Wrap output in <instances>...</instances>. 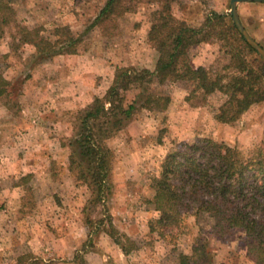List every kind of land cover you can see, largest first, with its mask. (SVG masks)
Returning a JSON list of instances; mask_svg holds the SVG:
<instances>
[{"label":"rangeland","instance_id":"obj_1","mask_svg":"<svg viewBox=\"0 0 264 264\" xmlns=\"http://www.w3.org/2000/svg\"><path fill=\"white\" fill-rule=\"evenodd\" d=\"M104 2L24 0L15 6V20L52 40L57 27H67L73 35H80L94 21ZM162 3L164 0L160 3L131 2L128 4L130 12L113 16L86 33L77 47V54L58 55L47 60L32 58L33 46H20L10 37L16 30L12 26L5 28L0 33V75L13 84V95L7 99L0 97V155L11 156L21 151L19 147L14 150L10 147V143L21 142V135L10 131L12 119L20 113L23 119L34 118L36 123L39 119L29 115L28 109L21 112L22 105L30 106L26 93L35 85L50 91L52 82L63 84L62 76L55 74L50 66L59 64L61 56H75L82 59V63L102 69L96 77L106 90L117 67L153 70L158 53L148 42V32L152 14ZM230 3L231 0H175L171 9L178 20L199 28L211 12L231 17ZM236 11L245 31L264 49V3H238ZM227 51L229 47L223 42H202L191 49V61L195 67H211L230 76L234 70L222 69L229 63ZM257 65L255 63L253 67ZM90 78L93 84L95 76ZM60 86L57 87L60 89ZM192 89L193 85L187 82L157 87L171 98L167 110L162 114L139 111L127 126L135 125L133 132H128L126 127L108 141L114 154L112 193L103 208L96 205L87 210L89 190L67 171L69 149L64 144L71 138L77 111L64 115L60 129L50 132L49 175L8 178L0 167V264H16L17 258L26 253L52 264H178L180 253L190 254L198 227H208L209 221H200L199 225L192 216H186L181 230L175 235L174 246L148 234V223L159 215L146 201L154 194L152 180L160 177L163 160L168 153L182 150L185 145L202 138L236 147L244 154L264 142V102L253 105L234 123L224 124L217 122L215 115L227 97L215 92L202 99L200 93L191 94ZM122 177L128 181L125 194L120 190L123 189ZM4 189H12V192L5 195L1 192ZM21 219L29 224L17 225L15 222H22ZM102 219L104 221L98 224ZM61 221H69V224L66 226ZM110 227L114 229L112 237L108 234ZM66 236H71L73 242L65 243L63 237ZM207 236L216 252L213 264H251L240 244V231L224 244ZM115 239L127 248L132 245L127 242L130 239L135 249L124 254Z\"/></svg>","mask_w":264,"mask_h":264},{"label":"trees","instance_id":"obj_2","mask_svg":"<svg viewBox=\"0 0 264 264\" xmlns=\"http://www.w3.org/2000/svg\"><path fill=\"white\" fill-rule=\"evenodd\" d=\"M23 1L0 0V33L12 26L16 30L10 35L12 39L20 46H33L32 58L47 60L77 54L86 33L113 16L130 12L128 4L136 0H104L83 33L73 35L67 27H57L52 34L54 40L17 23L15 6ZM160 1L163 0H148ZM174 1L164 0L152 14L148 42L158 53L154 69L117 67L104 95L94 97L74 114L72 135L64 144L69 149L67 171L89 190L87 210L96 205L105 207L112 193L114 154L108 141L123 131L139 111L162 114L167 110L171 98L157 87L187 82L193 85L191 94L200 93L202 99L215 92L224 94L227 99L215 115V120L224 124L234 123L253 105L264 102V61L243 39L230 15L211 12L199 28H194L173 15ZM213 41L229 47V63L222 69L234 70L232 75L192 64L191 49ZM12 86L0 75V97H11ZM161 168L160 177L152 180L154 194L146 201L159 215L148 223V234L174 246L186 216H192L199 225L203 220L210 222L208 227H198L191 253H180L178 264H213L216 252L207 235L224 244L236 231L242 234L240 244L248 262L264 264V142L244 154L224 143L198 139L182 150L168 153ZM113 231H107L111 237ZM127 242L131 247L115 239L124 254L135 249L132 240ZM15 263L52 264L30 253L22 254Z\"/></svg>","mask_w":264,"mask_h":264},{"label":"crops","instance_id":"obj_3","mask_svg":"<svg viewBox=\"0 0 264 264\" xmlns=\"http://www.w3.org/2000/svg\"><path fill=\"white\" fill-rule=\"evenodd\" d=\"M58 60L59 64H52L50 66L55 70V74L58 73V76H62L61 79L63 81L61 80V82L63 84L60 86L52 82V86H49V88H52L50 91L45 90L44 87L38 88L37 85L33 86L26 93V100H30V106H21V112L24 113L28 109L29 115H35L40 120L38 119L36 123L34 118L28 117L27 119H23L20 117V115L22 116L20 113L18 117H15L10 122L12 134L18 133L21 135V142L10 143V147H13L11 150L19 147L21 151H19L20 153L18 152L19 154L12 153L11 156L10 154L0 155V167L8 178L36 177L42 174L44 176L49 175L47 164L51 161L49 147L52 144L50 132L60 129V126L63 124L62 121L65 119L63 118L64 115L73 114L89 105L94 96H101L105 93L106 89H102V84L99 81L97 82L96 77V74L102 73V69L97 68L96 65L82 63L83 60L75 56H61ZM111 67L109 66V68ZM90 76H95L93 84H91ZM57 86H60V89ZM57 90H62V92H58ZM42 102L45 105H39ZM20 104H23L22 100H20ZM135 128V125L131 124L129 128L127 127V131L133 132ZM5 134L11 135L10 132H6ZM128 146L131 147V145ZM126 162L128 161L126 160ZM120 182L123 184V189L120 190L122 194H125L128 181L122 177ZM1 192L8 195L12 192V189H4ZM125 205L122 208H125ZM21 221L19 220L15 223L17 225L29 224L28 221H23V219ZM61 222L63 223L64 221ZM64 224L67 226L69 221H65ZM63 238L64 240L60 239L65 243L73 242L71 236Z\"/></svg>","mask_w":264,"mask_h":264},{"label":"water","instance_id":"obj_4","mask_svg":"<svg viewBox=\"0 0 264 264\" xmlns=\"http://www.w3.org/2000/svg\"><path fill=\"white\" fill-rule=\"evenodd\" d=\"M245 2L264 3V0H231L230 3V13L235 27L242 35L243 39L264 59V49L252 37L248 35L238 17L236 6L238 3Z\"/></svg>","mask_w":264,"mask_h":264}]
</instances>
